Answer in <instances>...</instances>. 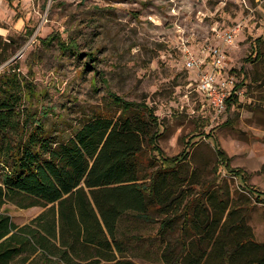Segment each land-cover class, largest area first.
I'll return each instance as SVG.
<instances>
[{
	"label": "rangeland",
	"instance_id": "1",
	"mask_svg": "<svg viewBox=\"0 0 264 264\" xmlns=\"http://www.w3.org/2000/svg\"><path fill=\"white\" fill-rule=\"evenodd\" d=\"M208 47L226 53V71L242 83L239 102L222 113L207 107L196 92L197 70L186 66ZM10 77L27 84L23 108L59 141L95 116L117 118L111 96L153 108L163 155L189 152L179 176L194 180L192 197L223 185L264 243V203L254 199H264V0H0V88ZM217 145L228 170L217 163ZM154 156L145 146L143 163ZM47 208L2 209L26 225ZM156 228L122 220L118 234L146 239ZM167 235L173 241L179 230ZM125 247L134 257L156 244Z\"/></svg>",
	"mask_w": 264,
	"mask_h": 264
},
{
	"label": "trees",
	"instance_id": "2",
	"mask_svg": "<svg viewBox=\"0 0 264 264\" xmlns=\"http://www.w3.org/2000/svg\"><path fill=\"white\" fill-rule=\"evenodd\" d=\"M23 87L25 82L10 77L0 88V264H141L134 257L146 264H264V243L223 185L214 192L203 187L192 197L194 180L179 176L189 152L163 155L153 108L111 96L117 118L95 116L59 141L23 108ZM241 87L236 84L226 99L227 110L239 102ZM145 146L155 156L143 163ZM216 156L228 170L218 145ZM260 196L255 202L264 203ZM6 203L50 207L19 226L2 209ZM132 219L156 223L154 235L119 237L120 222ZM176 229L172 241L167 234ZM131 241L156 249L128 256Z\"/></svg>",
	"mask_w": 264,
	"mask_h": 264
},
{
	"label": "built area",
	"instance_id": "3",
	"mask_svg": "<svg viewBox=\"0 0 264 264\" xmlns=\"http://www.w3.org/2000/svg\"><path fill=\"white\" fill-rule=\"evenodd\" d=\"M231 41V36L227 39ZM202 59L189 57L188 69L197 70L196 92L203 98L207 107L217 113L226 109V99L232 94L236 84L226 71L227 55L217 47H208ZM238 95V92H236Z\"/></svg>",
	"mask_w": 264,
	"mask_h": 264
},
{
	"label": "crops",
	"instance_id": "4",
	"mask_svg": "<svg viewBox=\"0 0 264 264\" xmlns=\"http://www.w3.org/2000/svg\"><path fill=\"white\" fill-rule=\"evenodd\" d=\"M172 220H181V219H179L178 217H176L175 219H172ZM18 225V224H17ZM24 224H22V225H19V226H23Z\"/></svg>",
	"mask_w": 264,
	"mask_h": 264
}]
</instances>
